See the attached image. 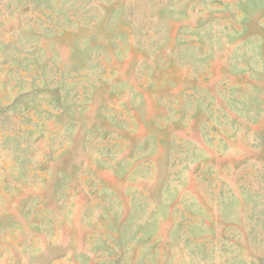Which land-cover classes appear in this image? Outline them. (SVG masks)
<instances>
[{
    "label": "rangeland",
    "instance_id": "obj_1",
    "mask_svg": "<svg viewBox=\"0 0 264 264\" xmlns=\"http://www.w3.org/2000/svg\"><path fill=\"white\" fill-rule=\"evenodd\" d=\"M0 264H264V0H0Z\"/></svg>",
    "mask_w": 264,
    "mask_h": 264
}]
</instances>
